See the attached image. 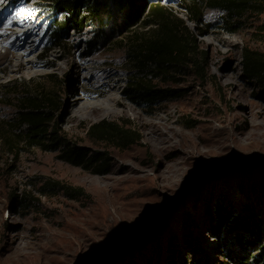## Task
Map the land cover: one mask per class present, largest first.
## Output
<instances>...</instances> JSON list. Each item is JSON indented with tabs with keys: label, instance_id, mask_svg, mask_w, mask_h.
<instances>
[{
	"label": "rangeland",
	"instance_id": "obj_1",
	"mask_svg": "<svg viewBox=\"0 0 264 264\" xmlns=\"http://www.w3.org/2000/svg\"><path fill=\"white\" fill-rule=\"evenodd\" d=\"M157 1L194 34L206 75H177L161 87L183 97L147 107L129 95L125 52L141 24L91 49L90 27L53 37L65 16L47 0H0V264H244L246 256L245 264H264V82L247 60L249 52L264 57V12L235 25L205 9L215 0ZM23 11L33 21L28 33L17 24ZM26 90L51 92L64 133L108 153L111 172L14 139ZM102 121L136 141L94 140L89 129ZM56 182L84 195L51 188ZM226 210L258 219V228L227 229Z\"/></svg>",
	"mask_w": 264,
	"mask_h": 264
},
{
	"label": "trees",
	"instance_id": "obj_2",
	"mask_svg": "<svg viewBox=\"0 0 264 264\" xmlns=\"http://www.w3.org/2000/svg\"><path fill=\"white\" fill-rule=\"evenodd\" d=\"M47 1L57 13L65 16L54 27L53 37L59 39L67 27L78 30L90 27L92 36L87 40V46L91 49L110 41L112 34L128 33L138 24L143 26V32L130 36L125 42L127 62L133 72L128 92L140 105L160 107L182 98V90L161 87V84L177 82V75H184L191 70L198 79H205L206 57L198 54L194 34L180 16L157 0ZM205 6V9L230 15L235 25H240L250 15L264 12L261 0H215ZM203 11L192 8L197 22L203 23ZM247 60L253 77L264 82V57L249 52ZM21 96L20 120L14 139H20V142L31 147L57 153L64 162L95 174L107 175L111 172L112 160L108 153L89 150L73 143L64 133L54 114L58 105L51 92L33 93L26 90ZM89 135L94 140L112 142L118 147H128L136 141L131 130L110 121L92 125ZM56 183L50 184V187L56 189L60 186L63 191L73 195H84L81 188L74 189ZM224 217V227L229 230L247 228L254 232L259 226L258 219L251 222L248 217L233 210H226ZM248 243L251 241L244 244ZM249 260L250 257L246 256L243 263ZM191 264L204 262L199 257Z\"/></svg>",
	"mask_w": 264,
	"mask_h": 264
},
{
	"label": "bare ground",
	"instance_id": "obj_3",
	"mask_svg": "<svg viewBox=\"0 0 264 264\" xmlns=\"http://www.w3.org/2000/svg\"><path fill=\"white\" fill-rule=\"evenodd\" d=\"M19 15L22 17V19L17 20V24L20 27L23 28V31L25 33H28L31 30V28H32V25L31 24H32L33 21L30 20V17L28 15H26V13L24 11L21 12ZM4 44L11 46V45H13V42L12 41H8V43H7L6 41H4ZM29 61H32V60H29ZM76 102L78 103V101H76ZM76 102L74 104H76ZM88 105H90V104H88Z\"/></svg>",
	"mask_w": 264,
	"mask_h": 264
}]
</instances>
